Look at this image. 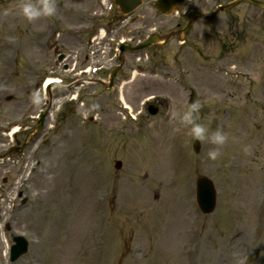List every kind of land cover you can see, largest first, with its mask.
Wrapping results in <instances>:
<instances>
[{
  "label": "rangeland",
  "instance_id": "rangeland-1",
  "mask_svg": "<svg viewBox=\"0 0 264 264\" xmlns=\"http://www.w3.org/2000/svg\"><path fill=\"white\" fill-rule=\"evenodd\" d=\"M105 1L55 0V16L29 22L19 12L21 0H0V264L30 263L37 246L30 230H21L22 214L31 217L38 204L31 189L38 163L47 164L70 132L83 136L80 158L97 176L99 196L92 201L106 226L93 246L96 255L89 258L88 244L81 264H264V10L242 3L212 22L198 21L183 44L173 39L163 49L125 52L109 91L104 83L117 66L121 41L137 46L183 27L193 11L210 15L232 0L187 1L172 16L148 0L129 18ZM103 31L106 37L97 40ZM90 67L100 71L82 73ZM52 78L58 85L45 89ZM46 100L45 128L33 136ZM195 100L204 105L201 122L209 125L212 113L211 130L219 126L228 134L216 160L208 157L215 145L200 142L197 154L187 129L173 131L178 125L170 110ZM149 105L159 108L157 116ZM156 147L169 157L160 184L149 179ZM198 176L217 190L216 210L208 216L195 201ZM176 201L191 206L194 227L181 229ZM3 233L11 246L15 237L24 238L27 254L11 263Z\"/></svg>",
  "mask_w": 264,
  "mask_h": 264
},
{
  "label": "bare ground",
  "instance_id": "bare-ground-1",
  "mask_svg": "<svg viewBox=\"0 0 264 264\" xmlns=\"http://www.w3.org/2000/svg\"><path fill=\"white\" fill-rule=\"evenodd\" d=\"M58 82L55 79H48L45 86L52 89ZM122 100L125 102L123 97ZM17 130L18 128L12 129L10 134L13 135ZM82 138L83 136L76 137L74 132L62 136L57 149L49 154L47 164L40 166L41 162L38 163L35 185L31 187L38 204L30 214L31 217L22 214L24 221L23 219L21 221L23 224L21 230H30L35 239L34 244L37 246L29 264H40V262L81 264L84 256L87 255V250L89 252L90 245L92 251L89 252V258L92 257L93 252L95 255L97 253L93 250V246L98 242L102 227L105 230L106 226L100 223V214L98 216L99 212L94 208L92 201L93 194H96L95 200H98L99 196L94 189V186L98 184L97 176L93 173L88 159L80 158L79 149L82 147ZM153 140L157 143L158 139L153 138ZM150 155L149 179L151 182L160 184L159 181L169 171L168 151L159 147L151 148ZM240 166L242 168L248 166L252 169L253 164L242 163ZM32 170L35 171V168ZM32 176L25 178L26 180L20 179L19 184L29 183ZM250 180L251 178H248V182ZM172 210L175 211V219L182 222L181 229L196 225L197 218L191 206L185 202L176 201ZM250 221L249 219L245 222ZM4 238L6 239L5 236ZM9 247L10 245L8 249ZM8 249L5 252L6 256L9 255ZM199 249L200 247L197 252ZM234 252L235 255L239 254V249ZM235 255H232L231 261L237 259Z\"/></svg>",
  "mask_w": 264,
  "mask_h": 264
},
{
  "label": "clouds",
  "instance_id": "clouds-1",
  "mask_svg": "<svg viewBox=\"0 0 264 264\" xmlns=\"http://www.w3.org/2000/svg\"><path fill=\"white\" fill-rule=\"evenodd\" d=\"M194 3L195 0H192ZM19 12L29 22L38 20L42 17H53L57 13V6L55 0H21L18 5ZM4 14H8L5 10ZM34 94L33 102H38ZM204 105L199 100L192 101L186 104L183 110H170V121L176 122L178 125L174 127L173 131H180L187 129V134L193 141H200L202 144L207 141L216 147L209 150L208 157L211 160H216L220 156V148L228 142V134L223 131L221 127H217L214 131L210 128L212 120V113H209L207 119L209 125L201 122V109Z\"/></svg>",
  "mask_w": 264,
  "mask_h": 264
},
{
  "label": "water",
  "instance_id": "water-1",
  "mask_svg": "<svg viewBox=\"0 0 264 264\" xmlns=\"http://www.w3.org/2000/svg\"><path fill=\"white\" fill-rule=\"evenodd\" d=\"M251 2L259 7L264 8V3H260L254 0H237L236 2L227 5V6H223L216 14H214L211 18L209 19H213L216 17V15L220 12V11H224L227 9H230L234 6H236L238 3L240 2ZM183 0H162L160 2L159 7L161 9H163L164 11L167 12H171L173 10V8L175 7V5L177 4H182ZM118 4L121 6L122 10L124 13H129L131 11H133L134 9L137 8V6H139L141 4V0H119ZM199 18H205V16L199 14V13H194L190 16L186 29L182 32L183 35H185L187 32H189L192 24L194 23L195 20L199 19ZM173 35H170L169 37L165 38V40L167 41L168 39H170ZM161 38L153 36L148 42H146L143 46H140L139 49L141 48H145L148 47L150 45L156 44L158 41H160ZM117 71H115L112 75V80L115 76ZM150 113L152 115L157 114L158 110L155 108H150L149 109ZM40 128V126L38 127V129ZM198 146H196V150L198 151ZM121 168V163H117V169ZM199 186H198V200L199 203L202 207V209L204 210V212L206 213H211L214 208H215V202H216V197H215V191L213 188L212 183L206 179V178H200L199 182H198ZM16 242L18 243L16 246V252H15V259H17L19 256H21L22 254H24L27 251V243L24 242L21 239H16Z\"/></svg>",
  "mask_w": 264,
  "mask_h": 264
}]
</instances>
